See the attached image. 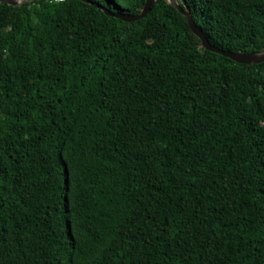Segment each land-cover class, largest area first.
<instances>
[{
	"label": "trees",
	"instance_id": "16d2710c",
	"mask_svg": "<svg viewBox=\"0 0 264 264\" xmlns=\"http://www.w3.org/2000/svg\"><path fill=\"white\" fill-rule=\"evenodd\" d=\"M177 2L264 49V0ZM0 264H264V62L165 0L0 1Z\"/></svg>",
	"mask_w": 264,
	"mask_h": 264
},
{
	"label": "water",
	"instance_id": "95a60500",
	"mask_svg": "<svg viewBox=\"0 0 264 264\" xmlns=\"http://www.w3.org/2000/svg\"><path fill=\"white\" fill-rule=\"evenodd\" d=\"M1 2H7L13 5H20L24 1H32V0H0ZM87 3H91L94 6H97L98 8L102 9L104 13L108 16L118 18L124 22H134L136 20H139L143 18L152 8L156 0H146L145 4L141 10V12L137 15H130V14H120V13H112L109 10H107L105 7L96 4L94 2H91L89 0H84ZM169 5L174 7L182 16H184L187 20V23L189 25V28L191 32L201 41V46L203 49L217 53L223 57L230 58L231 60L239 63V64H247L249 66H253L256 64H260L264 62V49L244 54L241 52H232V51H226L218 49L217 47L211 45L204 35L203 31L195 24V22L192 19L191 14L189 13V10L187 7H182L179 5L177 0H165Z\"/></svg>",
	"mask_w": 264,
	"mask_h": 264
}]
</instances>
